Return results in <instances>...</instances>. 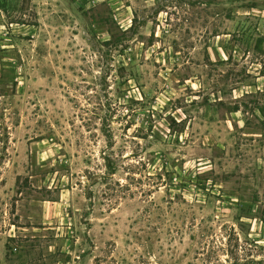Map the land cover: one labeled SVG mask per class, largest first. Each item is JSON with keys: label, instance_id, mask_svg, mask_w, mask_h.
<instances>
[{"label": "rangeland", "instance_id": "rangeland-1", "mask_svg": "<svg viewBox=\"0 0 264 264\" xmlns=\"http://www.w3.org/2000/svg\"><path fill=\"white\" fill-rule=\"evenodd\" d=\"M38 1L0 0V264H264V0Z\"/></svg>", "mask_w": 264, "mask_h": 264}, {"label": "crops", "instance_id": "crops-1", "mask_svg": "<svg viewBox=\"0 0 264 264\" xmlns=\"http://www.w3.org/2000/svg\"><path fill=\"white\" fill-rule=\"evenodd\" d=\"M32 1H34V0H32ZM45 1L46 0H39L38 1V5H37V13L38 14H42L43 13V11L44 10H47V9H45L46 7L48 8V5L47 6H45V8H43L44 6H43V3H45ZM60 1V0H59ZM70 2H72L74 5H76L77 3H87V7H89V5L91 4V3H96V2H98V1H104V2H106L107 4H110L111 6V8H112V10H120V6L118 5V6H115L113 3V1L112 0H69ZM57 2H55V4H56ZM115 10V11H116ZM0 13L3 15L5 12H4V10L1 8V5H0ZM117 14H120V12H118ZM58 201V200H57ZM56 200L54 201H51V202H57Z\"/></svg>", "mask_w": 264, "mask_h": 264}, {"label": "trees", "instance_id": "trees-1", "mask_svg": "<svg viewBox=\"0 0 264 264\" xmlns=\"http://www.w3.org/2000/svg\"><path fill=\"white\" fill-rule=\"evenodd\" d=\"M131 21H133V18L131 19ZM131 26H132V24H130V26H129L127 29H130V28H131Z\"/></svg>", "mask_w": 264, "mask_h": 264}]
</instances>
